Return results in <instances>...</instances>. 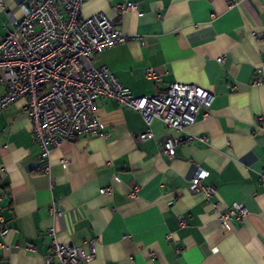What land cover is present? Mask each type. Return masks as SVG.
Returning <instances> with one entry per match:
<instances>
[{"label": "crops", "instance_id": "obj_1", "mask_svg": "<svg viewBox=\"0 0 264 264\" xmlns=\"http://www.w3.org/2000/svg\"><path fill=\"white\" fill-rule=\"evenodd\" d=\"M24 1L0 0V37L23 16ZM126 2L138 10L119 14ZM98 12L127 39L97 62L134 95L189 83L209 91L210 108L181 131L155 119L152 138L140 140L147 129L141 113L99 97L107 136L63 142L45 172L24 98L5 107L0 264H56L51 229L59 241L93 250L87 264H264V121L256 127V117L264 118V0H84L82 18ZM147 67L161 73L160 82L145 77ZM177 137L167 155L163 142ZM198 167L207 171L202 184L213 188L208 197L189 189ZM106 187L110 195L100 192Z\"/></svg>", "mask_w": 264, "mask_h": 264}, {"label": "built area", "instance_id": "obj_2", "mask_svg": "<svg viewBox=\"0 0 264 264\" xmlns=\"http://www.w3.org/2000/svg\"><path fill=\"white\" fill-rule=\"evenodd\" d=\"M83 2L26 0L20 5L23 16L13 19L9 31L0 37V86L3 88L0 111L24 98L32 140L40 147L44 159L41 168L45 172L52 167L49 161L52 150L63 142L72 141L78 135L107 136L97 113L99 97L113 99L141 113L147 129L138 135L140 140L152 138L150 126L155 119L183 130L195 122L201 111H208L212 101L207 89L182 82L169 83L164 91L134 95L106 65L97 62L102 51L124 42L127 37L102 12L82 18ZM236 2L229 0V6ZM128 10L137 11V3L117 6L119 14ZM145 77L155 83L161 81V73L153 67L145 68ZM262 121L264 118L256 117L257 129ZM198 138L205 140L204 136ZM181 140V137L167 138L163 151L172 155ZM194 140V135L185 138L187 143ZM206 175V169L198 167L190 179L189 189L202 191L208 197L213 188L202 184ZM136 191H130L129 197H136ZM100 192L110 195L112 190L106 187ZM233 206L240 216L245 214V207L237 203ZM53 211L58 210L53 208ZM231 213L222 215V223H226ZM5 233L2 231L0 236L4 237ZM49 234V251L56 257V264H87L92 259L93 250L86 252L80 245L59 241L53 229Z\"/></svg>", "mask_w": 264, "mask_h": 264}]
</instances>
